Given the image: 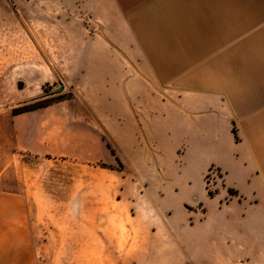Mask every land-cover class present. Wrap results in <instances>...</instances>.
I'll return each instance as SVG.
<instances>
[{"label": "crops", "instance_id": "1", "mask_svg": "<svg viewBox=\"0 0 264 264\" xmlns=\"http://www.w3.org/2000/svg\"><path fill=\"white\" fill-rule=\"evenodd\" d=\"M39 1L57 4L39 18L70 41L54 60L22 45L26 85L18 101L0 92V150L106 163L126 196L132 171L157 174L126 202L94 173L80 201L0 191V264H264V0ZM59 82L74 97L13 113ZM172 189L176 205L162 199ZM234 203L258 214L210 216Z\"/></svg>", "mask_w": 264, "mask_h": 264}, {"label": "rangeland", "instance_id": "2", "mask_svg": "<svg viewBox=\"0 0 264 264\" xmlns=\"http://www.w3.org/2000/svg\"><path fill=\"white\" fill-rule=\"evenodd\" d=\"M59 11L57 4L54 2H40L39 0H0V92L2 95L7 96L11 101H18L23 95L18 91L17 87H25V81L18 79L19 75L16 73L19 70L22 60V55H28V51H23L22 45H31L30 56L31 61L39 60L40 54L47 55L50 60H54V51L52 48L56 43L68 42L69 38L60 37L58 31L51 28H46L45 21L40 20V13L48 11L53 14ZM54 21V19H52ZM48 23L50 20H48ZM43 48L44 50L38 51L36 47ZM48 48V50H45ZM40 53V54H39ZM36 56V57H35ZM30 86V83H28ZM24 93V92H23ZM44 98L52 100L53 103L70 99L74 97L71 85L64 82L50 83L44 86ZM22 106V105H21ZM20 107V106H18ZM6 147L0 150V191H15L23 192L32 198L38 200L40 194L49 192L52 194L54 202H66L65 198L69 197L74 201H79L82 195L80 188L86 187L90 180L87 176H92L94 173L98 179L96 188L104 190V187H111V200L127 201L128 197H134L138 187H143L144 183H150L157 172L152 169H144L142 173L145 177H140L137 173L128 175L127 180H124L127 187V196L124 193V186L114 175L107 173L99 174L101 167L107 166L106 163H77L73 160L59 158L56 160H49L44 156H35L28 153L12 152V149ZM118 170H124V163H115ZM117 174V173H116ZM220 172L211 167L205 176L206 185L212 193L216 190V183H218ZM100 177V179H99ZM217 178V181L214 180ZM102 180L104 182H102ZM220 181V180H219ZM157 182V181H156ZM101 187V188H99ZM110 191V189H106ZM79 193H76V192ZM102 194V193H100ZM152 196V195H151ZM150 195L148 197H151ZM45 196H43L44 198ZM51 197L47 196V199ZM103 198V195L100 196ZM177 196L172 189L170 192L165 191L162 196L163 202L170 205L177 204ZM123 200V201H122ZM100 202H103L101 200ZM137 202L141 203L142 200ZM246 212L249 216L258 214L257 210L248 207L244 211L240 205L232 204L229 207L222 208L218 211L216 208L210 212V216H217L218 218H238L242 213ZM37 215V212H34ZM47 218L56 215L70 214V212H42ZM80 217L85 215L86 212L79 211ZM97 213V212H96ZM76 214V212H75ZM104 214V212H100ZM101 221V219L99 220ZM100 224V223H99ZM145 225V224H144ZM256 229V227H254ZM243 238H247V230L250 228L244 227ZM242 244H245L242 242ZM241 259L231 260V264H240ZM244 264H255L251 261L243 259Z\"/></svg>", "mask_w": 264, "mask_h": 264}, {"label": "trees", "instance_id": "3", "mask_svg": "<svg viewBox=\"0 0 264 264\" xmlns=\"http://www.w3.org/2000/svg\"><path fill=\"white\" fill-rule=\"evenodd\" d=\"M53 103L52 100L49 99H42L41 96L36 98L34 101L30 102V103H26L20 107H16L13 109V113L14 114H19V113H23L26 111H31V110H35L41 107H46L49 106ZM235 135L237 136V130L236 128L233 129ZM107 146L112 150V152L115 154V151L112 149L111 145L107 142ZM118 162H121V160L117 157ZM230 191L233 193V189H230ZM209 193L211 195H213V193L211 191H209Z\"/></svg>", "mask_w": 264, "mask_h": 264}]
</instances>
